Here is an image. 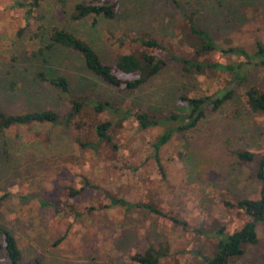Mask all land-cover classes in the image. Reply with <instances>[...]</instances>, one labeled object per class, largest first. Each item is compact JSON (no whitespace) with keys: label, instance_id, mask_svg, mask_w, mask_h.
Instances as JSON below:
<instances>
[{"label":"rangeland","instance_id":"obj_1","mask_svg":"<svg viewBox=\"0 0 264 264\" xmlns=\"http://www.w3.org/2000/svg\"><path fill=\"white\" fill-rule=\"evenodd\" d=\"M30 1L0 0V109L52 110L65 119L61 125L31 124L0 134V227L14 235L19 264H136L132 256L148 248L166 254L159 264H205L222 234L246 221L225 203L260 197L256 172L264 153V114L250 110L246 92H264V59L255 57L257 44L264 48V0H116L114 19L79 21L71 18L77 3L115 0H45L27 16L18 2ZM190 16L216 49L240 48L251 57L250 68L236 70L245 76L240 86L206 65L245 58L200 51L201 42L186 40ZM53 26L91 45L105 63L144 51L168 62L133 93L116 90L86 70L78 51L55 47L37 55ZM139 39L155 40L164 49L149 50ZM182 59L204 68L187 71ZM38 73L67 78L69 93L36 80ZM223 88L233 90L230 99L207 109L195 127L173 131L158 162L152 142L177 124L141 130L133 116L119 120L93 109V103L108 102L132 114L183 115L180 97L216 99ZM72 99L82 107L65 123ZM109 121L99 135L98 127ZM237 151L256 159L240 161ZM111 199L149 205L160 214L112 206ZM257 234L258 244L231 264H264V221Z\"/></svg>","mask_w":264,"mask_h":264},{"label":"trees","instance_id":"obj_2","mask_svg":"<svg viewBox=\"0 0 264 264\" xmlns=\"http://www.w3.org/2000/svg\"><path fill=\"white\" fill-rule=\"evenodd\" d=\"M43 1L45 0H31L28 3L18 2V7L26 8L25 13L27 16H30L31 12L37 7H40ZM117 11L118 2L116 0L109 2L108 4L80 2L75 5L71 18L75 21H79L89 16H95L111 20L116 17ZM184 29L187 32L186 40H190L191 38L193 44L201 42L200 51L220 52V54L224 56L239 54L244 57L246 62L241 61L226 64L217 61L213 64L206 65L207 68L214 69L216 72L228 74L231 78L230 80L235 83V86H240L242 84L245 76L238 74L239 72H236V70L248 69L251 66L248 65L251 57L246 54L244 50H241L240 48H228L224 50L216 49L215 44L209 39L207 31L196 25L194 16H190L189 18L186 17ZM139 42L141 43V46L146 47L149 50L164 49L163 46L155 40L139 39ZM43 45V47L38 49L37 55L42 56L46 54L45 51H52L55 47L78 51L83 57L85 68L89 73L116 90L130 93H133L139 87L146 84L151 78L164 69L168 62L167 59L161 58L157 54L144 51L140 54H123L118 56L114 62L105 63L91 45L81 41L69 31L57 26H53L49 29L47 41ZM257 45L258 48L255 57H261L264 59V48L259 44ZM170 59L175 60V57L171 56ZM181 63L184 64V69L187 71H189L188 68L191 67H195L197 71H202L204 68V65L202 64H194L184 59L181 60ZM261 63L264 66V61ZM35 79L58 89L62 93H69L70 86L68 79L63 76L47 77L43 73H38L35 76ZM224 89L225 88L216 93V95L220 94ZM232 94L233 90H227L224 91L223 95L216 99H214V95L199 98L180 97L179 100L185 105V114H172L167 117L154 116L141 110L134 111L132 114L130 110L123 111L122 107H113V105L108 102L93 103V109L97 112L109 111L115 119L119 118V120H125L133 116L138 124V129L141 130L151 129L158 126H165L168 128L174 123L177 124V126L172 129H166L163 134L157 136L152 142L151 147L153 150V157L155 161L158 162V153L170 140L173 131L182 132L195 127L199 121L205 117L207 109H218L226 100L230 99ZM246 97L248 107L252 112L264 114V92L256 88H250L246 92ZM70 103L71 110L67 115L65 123H69V120L76 116L82 107V103L77 100L72 99ZM64 119L61 120L58 113L52 110L6 114L0 109V134L13 127L31 124H46L51 126L61 125ZM111 125V121L100 125L98 127V134L102 136L105 129L110 128ZM236 157L244 162H251L256 159L255 155L248 151H237ZM159 171L164 176V172L160 167ZM256 178L261 183L260 197L258 199H243L234 204H230V202L225 203L226 208L230 206L241 211L246 217V221L242 226L235 229L230 234L223 235L222 231L217 232L224 237L221 240L219 239L215 255L210 259H204L205 264H231L235 258L242 256L248 247L258 244L259 238L257 227L264 221V153H262L257 159ZM72 192L74 194L77 193L76 191ZM111 205L121 206L126 209L144 207L148 211H152L157 215L160 214L159 211L151 208L149 205L130 203L123 199H111ZM0 251V264H2V260H5L8 264H19L21 262L22 256L17 241L14 235L4 227H0ZM164 254L165 253L162 251L148 248L142 254L132 256L131 259L136 264H159L160 259L161 257H164Z\"/></svg>","mask_w":264,"mask_h":264}]
</instances>
